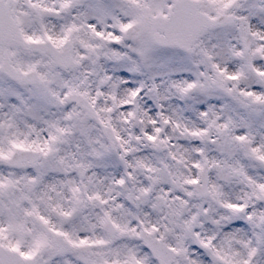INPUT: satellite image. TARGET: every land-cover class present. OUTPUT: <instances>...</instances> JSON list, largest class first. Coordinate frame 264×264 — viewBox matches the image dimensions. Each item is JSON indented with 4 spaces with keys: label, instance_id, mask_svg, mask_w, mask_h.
<instances>
[{
    "label": "snow or ice",
    "instance_id": "obj_1",
    "mask_svg": "<svg viewBox=\"0 0 264 264\" xmlns=\"http://www.w3.org/2000/svg\"><path fill=\"white\" fill-rule=\"evenodd\" d=\"M0 264H264V0H0Z\"/></svg>",
    "mask_w": 264,
    "mask_h": 264
}]
</instances>
